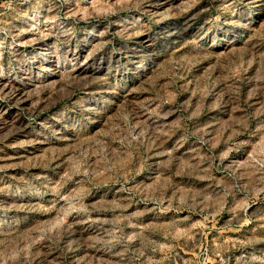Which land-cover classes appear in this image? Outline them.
<instances>
[{
	"label": "rangeland",
	"instance_id": "obj_1",
	"mask_svg": "<svg viewBox=\"0 0 264 264\" xmlns=\"http://www.w3.org/2000/svg\"><path fill=\"white\" fill-rule=\"evenodd\" d=\"M0 264H264V0H0Z\"/></svg>",
	"mask_w": 264,
	"mask_h": 264
}]
</instances>
